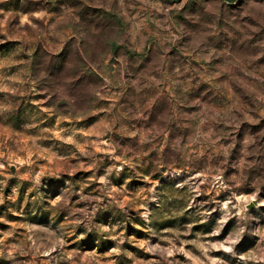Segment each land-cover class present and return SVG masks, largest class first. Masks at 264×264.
<instances>
[{
    "label": "clouds",
    "instance_id": "9594fccd",
    "mask_svg": "<svg viewBox=\"0 0 264 264\" xmlns=\"http://www.w3.org/2000/svg\"><path fill=\"white\" fill-rule=\"evenodd\" d=\"M21 7L29 11L0 38V129L13 132L19 151L24 134L70 131L60 138L76 144L63 149L69 159L82 155L77 140L93 149L98 143L104 155L87 152L86 167L103 168L104 182L93 196L85 192L90 180L72 176L70 165L68 176L49 171L52 183L31 169V203L42 222L51 213L48 243H28V236L19 248L4 244L0 264H33L55 248L49 264H73L68 244L89 233L98 246L124 242L118 228L125 224L105 227L106 212L150 224L183 216L202 194L209 195L207 208L189 213L193 223L211 218L212 235L224 232L207 247L231 253L233 264H264V200L250 215L233 191L264 187V0H21ZM90 125L99 130L96 141L82 132ZM14 155L8 152L9 164ZM152 175L159 180L127 203L126 190L113 184ZM221 193L226 198L217 199ZM246 246L251 250L237 259Z\"/></svg>",
    "mask_w": 264,
    "mask_h": 264
},
{
    "label": "rangeland",
    "instance_id": "374dc122",
    "mask_svg": "<svg viewBox=\"0 0 264 264\" xmlns=\"http://www.w3.org/2000/svg\"><path fill=\"white\" fill-rule=\"evenodd\" d=\"M34 6L39 7V4ZM28 11V8L21 7V0H0V38L17 26L19 17L27 14ZM33 22L36 23L38 21ZM8 43H13V41L9 40ZM4 54L6 55L7 52ZM82 132L86 139L93 141H96L97 135L100 134L95 125L83 128ZM70 135V131L61 132L59 128L50 129L49 134L45 136L24 134L19 140L20 148L23 151H19L14 146L11 138L13 132L10 130L5 133L3 129H0V165H2L0 173H4V175H0V180H7L6 186L0 184V189H2L0 191V247H3L4 244H9L19 248L21 242L27 240L28 236L32 238L27 241L28 243H32V241H36L37 244L48 243L44 237L52 230L49 227L51 213H45L48 217V222H42L40 218L42 210L38 207L34 208L31 203L32 197L36 195L34 191L29 193L33 183L31 169L36 168L39 171L42 182L52 183L55 181V177L49 178L46 174L49 171L60 170L63 176H68L67 168L70 165L72 167V176H83L90 180L89 187L85 190L86 194L91 192L93 196L98 195L94 190L99 184L104 182V169L101 168L96 171L95 169L87 168L86 163L89 157L86 153L95 150L97 156H103L104 152L98 143L93 149L90 145L77 140L76 143L80 144L78 151L82 155H73L69 159L63 149L75 148L76 144L72 142L64 144L60 138L67 139ZM6 136L9 138L7 148L4 146ZM61 145L62 147H60ZM8 152L15 153L13 159L17 160L16 163H8ZM77 160H80L79 167L76 166ZM112 163L119 164L120 161ZM127 168L128 166L125 165V170ZM93 172H95V175H93ZM144 175L148 176V172L145 171ZM98 177L99 180L97 179ZM188 178V176H185L184 179ZM157 180H159L158 175H152L148 180H138L129 176L125 180L114 181L113 184L117 190H126L127 195L124 199L127 203L131 201L134 193L151 187L149 181ZM56 182L58 183V181ZM159 182L163 184L162 180ZM17 185H19L18 194L13 202L8 197L13 194L12 190ZM168 187H174V185L165 186V192ZM205 187L201 185L202 191ZM233 191L239 198V202L247 205L248 214L257 215L255 205L260 200H264V187L259 192H256L254 187L249 186H242L240 189H234ZM26 195L29 199L27 204L24 203ZM228 195H231V193H228ZM220 197H225V193H221L217 199ZM208 198V194L196 196L194 206L189 208L183 216L156 219L150 224L141 222L139 219L125 220L120 216H112L111 211L106 212L105 217H111V219L103 221L105 227L116 226L121 223L125 224L124 228H118V232H123L124 242L120 244L118 240L111 239L105 241L102 246H98L93 240L97 234L89 233L76 243L68 244L73 264H212L213 260L216 261V264H233V261L229 259L231 253L224 252L223 249L217 250L207 247L210 243L221 241L224 232L213 236L212 229L215 225L211 218L203 223H193V217L189 215V213L194 214L199 210H203L200 208L201 204H204V207L207 208V204L204 202ZM233 202L236 203L237 201ZM175 203H177V200L171 201L170 206ZM179 203L183 205L184 201L180 200ZM83 206V204L78 205V207ZM10 208L12 211H9ZM21 208H23V214H21ZM29 209L33 210L30 212ZM261 212H264V209H261ZM212 216H216V213H212ZM65 217L66 213H62L59 216L58 223H63ZM231 223L232 221L229 220L228 224ZM260 223H264V219H261ZM188 225H191L190 230ZM225 229L227 230V224ZM81 231L82 229H78L77 235H80ZM152 232L156 234L153 235ZM177 233L180 234L179 239L176 238ZM5 234H9L7 238H5ZM72 240H76V236H73ZM198 244H204L207 252L205 253V249L198 247ZM236 247L239 248V245ZM250 250L246 246L244 252L238 253L237 259L240 255H246ZM59 251V248H55L50 253L46 252L43 258L37 257L33 264H49V255L54 257ZM20 259L27 260L28 257L22 256ZM52 264H55V262L53 261ZM246 264H259V262L248 260Z\"/></svg>",
    "mask_w": 264,
    "mask_h": 264
}]
</instances>
